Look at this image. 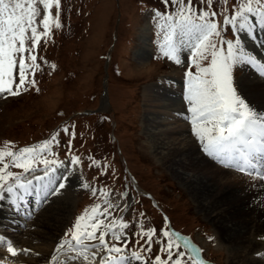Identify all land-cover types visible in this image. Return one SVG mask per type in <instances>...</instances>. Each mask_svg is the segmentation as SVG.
I'll list each match as a JSON object with an SVG mask.
<instances>
[{"label":"rangeland","instance_id":"374dc122","mask_svg":"<svg viewBox=\"0 0 264 264\" xmlns=\"http://www.w3.org/2000/svg\"><path fill=\"white\" fill-rule=\"evenodd\" d=\"M242 2L246 0H213V6H206V0H199L194 6L197 11L204 9L217 13L210 19L217 23L221 37L226 41L239 38V34L232 31V25L223 23V17L235 14ZM178 7L171 3L166 5L164 0H62V27H53L47 42L42 39L33 52L38 57L35 80L39 91L29 87L28 90L22 88L17 96L0 95V151L18 152L22 147L39 146L34 167L40 170L25 173L14 166L8 169L19 174L20 182L32 179L33 175H43L44 165L39 160L44 158L63 162L69 167L68 172L61 168L57 173L58 180L65 183V188L55 194L58 202L64 195L71 198V214L62 226L61 239H71L69 229L75 231L76 217L84 214L85 209L91 215L92 206L100 205L97 211L103 212L107 199L118 207L102 219L109 224L115 220L117 231H121L120 223H129L123 230L129 246L122 255H130L136 250L142 256L141 264L144 261L154 264L156 255L167 259L161 251L167 238L159 231L166 229L188 237L201 249L203 260L208 264H232L228 255L230 250H226L228 245L221 240L214 225L197 209L186 188L149 154L150 143L143 128L145 86L159 77L178 70L186 71L189 67L190 52L182 53V63L177 65L164 57L159 47L165 32L170 29L164 27L169 22L155 14L157 11L164 15L174 14ZM250 19L254 21V17L250 16ZM144 27L147 32L142 48L147 51L146 58L138 55L142 45L139 34ZM254 35L256 39L243 36V42L249 47L246 48L243 42L240 47L243 51L248 49L247 54L264 56L261 46L264 30L257 26ZM221 37H213V40L226 53L227 45L219 43ZM242 65L234 69V80L245 97L239 84ZM192 71H195L194 67ZM255 71L260 75L259 69ZM65 127L69 128L67 134L62 131ZM72 131L75 136L71 135ZM54 134H58L59 143L53 141L47 151L41 152L42 142ZM69 140L71 150L67 147ZM71 155L80 158L79 164L71 165ZM93 160L99 163L93 165ZM4 163H10V158L5 157L0 167ZM60 173L70 179L63 180ZM9 183L15 184L16 180L10 179ZM92 188L97 189L95 195ZM123 191L129 195L120 197ZM52 196L46 198V206L34 212L35 217L23 219L21 234H29L39 215L53 206L50 204ZM7 202L5 209L10 207ZM125 204L130 205L127 210ZM86 222L87 218L81 223ZM140 225L145 231L148 228L157 230L158 242L153 243L152 252L137 246L138 242L143 243L138 234ZM106 240L114 242L111 236ZM176 243L180 245L179 250L186 252L182 258L185 264H193L188 259L189 250L184 248L183 240ZM20 250L19 254L26 255L21 262L19 254L12 257L7 252V244L0 242V261L3 256H8L9 259L17 258L18 264H30L36 258L35 254L27 256ZM173 251H176L175 246ZM260 253L264 255V248ZM61 257L63 255L59 260Z\"/></svg>","mask_w":264,"mask_h":264},{"label":"snow or ice","instance_id":"6c2138e0","mask_svg":"<svg viewBox=\"0 0 264 264\" xmlns=\"http://www.w3.org/2000/svg\"><path fill=\"white\" fill-rule=\"evenodd\" d=\"M197 2L199 0H164L166 5L171 3L179 7L174 14L164 15L158 11L155 14L168 21L164 27L170 29L165 32L163 42L159 44L160 52L177 65L182 63V53H191L187 58L189 67L184 74V100L190 114L186 119L190 121L191 131L202 146L203 153L225 168L248 174L252 177L253 187L261 186L264 184V111L257 110L242 95L234 80V69L241 64H249L259 69L261 77L264 78V63L256 56L244 54L243 48L240 47V38L223 40L217 23L210 19L217 16V13L204 9L197 11L194 6ZM61 3L62 0H0V95L17 96L22 88L28 90L29 87L39 91L35 80L36 69L39 67L38 57L33 52L42 39L47 42L53 27H62ZM206 6H213V0H206ZM249 14L255 18L254 21L250 19ZM223 23L232 25L234 32H243L256 39L254 29L259 26L264 30V0L242 2L235 14L223 17ZM213 37H221L219 43L227 45L226 53L217 46ZM261 46L264 47V42ZM62 131L67 134L69 128L65 127ZM57 135L54 134L49 140L43 141L40 151H47L53 141L58 144ZM71 135L75 136V131H72ZM38 147H22L18 152L0 151V162H3L5 157L10 158V163H4L3 167H0V200H4L7 194V197L13 198L14 204L17 200L23 201V193L32 194L34 181L36 194L42 193V199L65 188L63 182L59 183L58 188L53 187L58 183L59 170L64 168L65 173L69 171V167L63 162L57 163L56 160L47 158L39 160V163L44 165L43 175H33L26 183L20 182L19 174L8 170L12 166L23 169L25 173L40 170L34 167L39 155L36 151ZM67 147L71 150V140ZM79 162L78 156H70L72 166ZM98 163L95 160L92 162L93 165ZM60 176L65 181L70 179L64 173H60ZM10 179H15L16 183H9ZM91 191L95 195L97 189L92 188ZM119 195L127 197L129 193L123 191ZM105 203L107 207L103 212L97 211L100 205H93L91 215H88V210L85 209L84 214L76 217L73 224L75 231L69 229L71 239L60 240L51 257V264H55L57 254L64 255L62 264H79L81 259L89 261L90 258L98 259L99 264H139L142 261L141 254L136 250L130 255L121 254L129 246V240L123 232L129 227V223H120L121 231H117L115 220L109 224L102 219L110 216L111 210L118 207V204L107 199ZM129 206L125 204L124 209L127 210ZM140 216H143V213H140ZM86 218L88 222L82 224ZM121 220L123 221L122 217ZM139 227L141 232L138 234L143 243L138 242L137 246L152 252L153 243L158 242L157 230L148 228L145 231L143 225ZM89 228L91 230H88ZM159 231L162 237L167 238L166 246H161V251L166 254L167 259L156 255L154 264H185L182 258L186 256V252L179 250L180 245L176 243L179 240H183L184 248L189 250L188 259L192 260L193 264H208L200 258L201 249L190 244L188 237L166 229ZM67 236L68 232L65 233V237ZM107 236H111L114 242L109 243ZM0 242L7 243V252L12 257L19 254L13 243L2 235ZM20 251L27 254L30 250ZM144 264L150 262L144 261Z\"/></svg>","mask_w":264,"mask_h":264},{"label":"bare ground","instance_id":"6f19581e","mask_svg":"<svg viewBox=\"0 0 264 264\" xmlns=\"http://www.w3.org/2000/svg\"><path fill=\"white\" fill-rule=\"evenodd\" d=\"M146 32L147 27H144L139 34L142 45L138 55L142 57L145 53L147 55L142 48ZM241 34L247 38L245 33ZM247 50L244 54L251 55L247 54ZM258 59L264 63V60ZM242 66L241 90L252 106L264 111V79L252 65ZM184 74L185 71L178 70L164 75L143 89V128L150 143L149 154L186 188L197 209L214 225L221 240L228 245L226 250H230L227 253L232 264H264V255L260 253L264 248V184L253 187L252 177L225 168L203 153L202 146L191 131L190 121L186 119L190 114L184 100ZM31 191V195L23 193L25 199L17 200L15 204L7 194L6 200H0V225L3 229L0 235L12 240L18 250H24L22 247L30 250L27 256L35 254L36 258L30 264H51V257L61 239L62 226L71 214V198L64 195L58 202V196L54 195L50 203L53 206L39 215L29 234L23 235L21 227L25 221L22 217L29 219V213L34 216L33 212L44 205L43 194ZM6 201L10 205L8 209L4 208ZM57 255L55 264H62L64 255ZM60 255H63L61 260ZM25 256L18 255L20 262ZM7 257L3 256L0 264H18L17 258ZM79 264H99V260L81 259Z\"/></svg>","mask_w":264,"mask_h":264}]
</instances>
